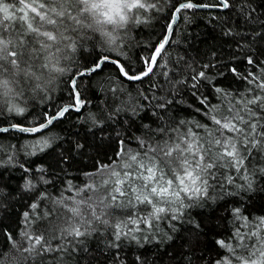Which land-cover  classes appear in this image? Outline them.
Listing matches in <instances>:
<instances>
[{
  "label": "trees",
  "instance_id": "1",
  "mask_svg": "<svg viewBox=\"0 0 264 264\" xmlns=\"http://www.w3.org/2000/svg\"><path fill=\"white\" fill-rule=\"evenodd\" d=\"M180 1L184 2L151 0L157 7L137 15L143 22H132L121 29L104 22L103 10L85 11L93 0H79L70 12L80 18L81 24L68 20L60 29L68 37L59 44V66L66 71L51 84H47L45 73L43 91L33 92L25 84L16 86L7 96H0V127L38 125L64 105L74 104L72 79L102 57L117 59L130 76L146 71V61L164 39L174 6ZM192 3L215 5L218 0H192ZM230 4L228 9L193 8L179 13L169 42L148 76L131 81L122 76L116 65L104 62L99 70L76 79L75 87L82 104L79 111L70 109L39 135L12 130L0 132V253L9 254L8 264H15L12 258H19L21 254L29 256L26 264H215L220 257L228 255L227 249L216 244L217 240L233 245L240 243L232 240V234L244 221L234 220L232 208H241L243 216L250 221L264 217V172L260 171L264 169V149L253 150L245 161L247 172L239 174L250 177L251 189L246 185L238 187L245 181L238 178L234 169H220L223 173L220 182L231 175L234 184L211 189L206 200L185 201L192 206L182 210L179 220L163 219L152 229L141 225L142 231L133 233L135 240L122 237L117 241L114 229L100 223L86 226L88 234L82 237H62L61 229L67 226L68 214L54 203L61 198L93 197L92 190H79L86 184L99 187L110 179L107 174L90 178L88 174L96 173L100 164L117 160L115 154L121 141L133 152L140 151L134 137L143 136L151 143L163 141L167 137L153 136L155 130L174 129L181 121L189 122L180 127L181 132L191 128L205 136L204 130L196 127L197 124L211 126L205 112L215 107L227 115L232 97L235 100L242 96L251 98L249 73L257 76L264 73V0H230ZM229 31L231 35L226 34ZM113 37L115 43H112ZM73 44L75 50L70 47ZM249 58L255 63L250 65ZM200 72L206 78H200ZM21 88L23 94L18 95ZM223 93L230 95L223 96ZM161 104L165 107L161 108ZM10 108L24 111L21 114L9 111ZM42 139L48 141V147L37 145ZM28 181L34 185L31 190L25 188ZM41 194L47 198L41 200ZM105 196L104 189L100 188L93 199ZM120 199L127 202V198ZM33 203L38 204L35 210L31 208ZM105 203L111 201L105 200ZM142 207L116 208L104 219L119 223L138 211L144 215L140 211ZM25 212L30 213L27 229ZM25 230L43 234L55 251L23 253V248L29 246L22 240ZM84 230L82 227L81 231ZM13 241L19 251L13 248Z\"/></svg>",
  "mask_w": 264,
  "mask_h": 264
},
{
  "label": "snow or ice",
  "instance_id": "2",
  "mask_svg": "<svg viewBox=\"0 0 264 264\" xmlns=\"http://www.w3.org/2000/svg\"><path fill=\"white\" fill-rule=\"evenodd\" d=\"M77 3L79 0H13L12 3L0 0V96H7L14 91L16 86L25 84L33 92L43 91L45 73L48 75L47 84H51L58 75L66 71L65 68L59 66L61 59L59 44L61 40H67L68 37L60 29L68 20L76 25L81 24L80 18L72 16L70 12V8ZM156 7L157 5L151 0H93L85 11L103 10L105 23L116 24L121 29H126V26L132 22H143L137 19L141 11L147 12ZM174 7L173 23L178 14L185 9L199 7L228 9L231 4L230 0H218L215 5H196L192 3V0H184L183 3ZM173 23L168 25L169 35L172 32ZM226 34L231 35V31ZM169 35H165L164 40L146 61V71L137 76H130L123 66L118 65L120 73L129 80H140L148 76L158 64L157 57L161 56L165 44L169 41ZM255 35L262 34L256 33ZM115 39L113 37L112 43H115ZM70 47L75 50L74 44ZM115 47L110 49H115ZM42 59L47 62L41 63ZM105 61H108L107 56L100 63H96L93 68H88L78 75L84 76L97 71ZM111 62L117 63L116 61ZM248 63L251 65L255 61L249 58ZM232 71L235 72V69ZM198 75L200 78H206L204 72ZM249 76L251 78L248 83L252 87L248 89V92L251 98L242 96L240 100H235L232 97L228 101L227 115L215 107L205 112V116L211 121V126L196 125L197 128L204 130L205 136H200L191 128L186 132H181L180 127L189 123L181 121L180 125L174 129L169 130L164 127L155 130L153 136L167 137L163 141L151 143L143 136L134 137L140 146V151L133 152L125 147L124 141H121L120 149L115 154L117 160L111 164H100L96 173L88 174L89 176L107 174L110 179L104 180L99 187L86 184L83 189L79 190L80 192L92 190L93 197H96L100 188H103L106 193L105 197H97L95 200L93 197L80 200L68 197L54 201L68 214L66 216L67 226L61 229V236L66 235L73 239L82 237L88 234L86 226L100 223L114 229V237L117 241L122 237L135 240L137 237L133 233L141 232V225L145 229H152L157 221L179 220L182 210L192 206L191 203L186 204L185 201L206 200L210 198L211 189L234 184L231 175L225 177L224 182H220L223 176L220 169L223 168L234 169L238 178L245 181V184L238 187L244 188L246 185L248 189H251L250 177L248 175L240 177L239 174L247 172L245 161L251 157L252 151L264 149V114H262L264 113V73L260 76L249 73ZM75 86L76 81L73 80V88ZM216 91L222 92L221 89H216ZM17 94L22 95L23 88ZM222 95L229 96L230 94L223 93ZM201 103L204 104L205 101L202 99ZM72 107H75L77 111L80 108L78 93L74 106H65L39 127L20 130L40 132L53 121L63 117ZM160 107L164 108L165 105L161 104ZM13 110L21 114L24 111L22 108L9 109V111ZM121 110L117 109V111ZM197 111L200 110L197 109ZM93 120L95 123V117ZM145 129L151 131L148 125H145ZM8 130L0 129V131ZM37 145L48 147V141L42 139L37 141ZM78 147L81 146L78 145ZM121 161L123 163H120ZM117 168L120 170L117 171ZM25 171L28 170L25 169ZM38 171H43V169H38ZM260 171L264 172V169ZM44 182L47 183V181ZM33 187L31 181L26 182V190H31ZM46 198V195L41 194V200ZM120 198H127V202H122ZM211 198L215 200V197ZM105 200H110L111 203H105ZM172 205L177 207L172 208ZM137 206H143L140 211L145 212L144 215H140L138 211L135 215H129L126 220L115 224L103 218L116 208L132 209ZM37 207V203L31 205L33 210ZM230 211L235 221H244L243 225L237 227L232 234V240H239L240 243L233 245L225 240H217L216 244L222 249H227L228 255L220 257L215 264H264V217L250 221L248 217L243 216L241 208L235 207ZM45 215L49 216L51 213ZM29 217L30 213L25 212L26 229ZM132 225L136 227L133 228ZM82 227L84 231H81ZM125 228L127 231H124ZM196 228H199V224ZM242 228H247L248 231L242 232ZM21 235L22 240L29 244L28 247L23 248V253L31 255L55 251L50 246L51 242L43 234L36 235L25 230ZM9 239H12L11 236ZM246 239L248 243H244ZM13 248L19 251L14 241ZM238 251L239 255H237ZM0 255L3 256L0 264H8L9 254L0 253ZM12 259L15 264H26L29 256L21 254L19 258L13 257Z\"/></svg>",
  "mask_w": 264,
  "mask_h": 264
},
{
  "label": "water",
  "instance_id": "3",
  "mask_svg": "<svg viewBox=\"0 0 264 264\" xmlns=\"http://www.w3.org/2000/svg\"><path fill=\"white\" fill-rule=\"evenodd\" d=\"M181 3H183V2H181ZM180 4V3H179ZM178 4V5H179ZM177 5V6H178ZM199 8H201V9H205V8H215V7H199ZM175 11V10H174ZM178 19H179V15L177 16V19L175 20V22L173 23L172 22V20H171V22L170 23H173V28L175 27V25H176V23H177V21H178ZM169 23V24H170ZM172 28V29H173ZM165 35H169L168 34V27H167V30H166V32H165ZM165 35H164V37H165ZM169 39H170V35H169ZM164 40V39H163ZM169 42V41H168ZM167 44L168 43H166L165 44V47H164V49L166 48V46H167ZM163 49V50H164ZM155 52V51H154ZM103 58L104 57H102L99 61H98V63H100L102 60H103ZM158 58V57H157ZM111 61H116L117 63H112ZM105 62H109V63H112V64H114V65H116L117 66V68L119 69V67H118V65H120V66H122L121 65V63L117 60V59H114V58H110V57H108V61H105ZM104 63V62H103ZM103 65V64H102ZM95 66V65H94ZM94 66H92V67H90V68H93ZM86 70V69H85ZM85 70H83V71H81V72H84ZM99 70V69H98ZM80 73V72H79ZM78 73V74H79ZM78 74H76L75 76H74V78L72 79V81H71V87H72V89H73V91H74V96H75V101H74V104H69V105H75L76 104V96H77V93H78V91L76 90V87L75 88H73V80H75L76 81V79L78 78V77H81L80 75H78ZM122 74V73H121ZM140 75V74H139ZM122 76L124 77V78H126V79H128L126 76H124L123 74H122ZM134 76H137V75H134ZM129 80V79H128ZM131 81H136V80H131ZM79 94V93H78ZM79 100H81L80 99V95H79ZM65 106H68V105H64L63 107H61L54 115H52V116H55L60 110H62ZM80 108H81V101H80ZM80 108H79V110H80ZM71 110H74V111H77L76 110V108L75 107H72L71 108ZM78 110V111H79ZM52 116H50V117H52ZM49 117V118H50ZM49 118H47L43 123H40V124H38V125H34V126H22V125H8V126H1L0 127V129H9V130H12V131H16V132H19V133H22V134H26V135H35V134H38V133H41V132H43V131H45L46 129H48L55 121H53V123L52 124H50V125H48V127L47 128H44V129H41V131L40 132H37V133H33V132H24V131H21L20 129H23V128H33V127H39L41 124H45L46 122H47V120L49 119ZM61 118V117H60ZM58 120V119H57ZM14 126H16V127H14ZM0 132H5V131H0Z\"/></svg>",
  "mask_w": 264,
  "mask_h": 264
},
{
  "label": "bare ground",
  "instance_id": "4",
  "mask_svg": "<svg viewBox=\"0 0 264 264\" xmlns=\"http://www.w3.org/2000/svg\"><path fill=\"white\" fill-rule=\"evenodd\" d=\"M13 2V1H12ZM181 2V1H180ZM179 2V3H180ZM196 9V8H195ZM186 10V9H185ZM172 18V17H171ZM163 41V40H162ZM101 57V56H100ZM140 73V72H139ZM139 75V74H138ZM83 101V100H82ZM81 106H82V104H81ZM15 112V111H14ZM9 123V122H8ZM39 135V134H38ZM35 136V135H34ZM36 143V142H35ZM27 146V145H26ZM41 150V149H40ZM33 154V153H32ZM89 178H90V176H89Z\"/></svg>",
  "mask_w": 264,
  "mask_h": 264
},
{
  "label": "rangeland",
  "instance_id": "5",
  "mask_svg": "<svg viewBox=\"0 0 264 264\" xmlns=\"http://www.w3.org/2000/svg\"><path fill=\"white\" fill-rule=\"evenodd\" d=\"M97 10H94V12H96ZM108 216V215H107ZM107 216L103 217V218H106ZM89 227H91L92 225H88Z\"/></svg>",
  "mask_w": 264,
  "mask_h": 264
}]
</instances>
